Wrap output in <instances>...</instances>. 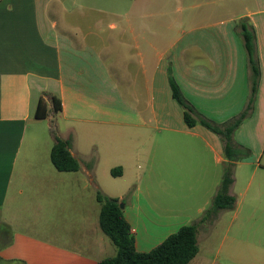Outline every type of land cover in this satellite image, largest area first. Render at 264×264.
<instances>
[{
	"label": "crops",
	"instance_id": "0c3cea01",
	"mask_svg": "<svg viewBox=\"0 0 264 264\" xmlns=\"http://www.w3.org/2000/svg\"><path fill=\"white\" fill-rule=\"evenodd\" d=\"M241 22L259 64L251 110L233 134L248 156L235 163L234 209L199 226L189 264L242 261L248 231L264 230V0H0V221L11 237L0 264L116 256L97 189L124 202L139 252L199 221L221 185L225 143L186 125L169 69L198 116L227 125L252 94ZM42 97L50 113L36 119ZM56 138L78 171L55 168Z\"/></svg>",
	"mask_w": 264,
	"mask_h": 264
},
{
	"label": "trees",
	"instance_id": "16d2710c",
	"mask_svg": "<svg viewBox=\"0 0 264 264\" xmlns=\"http://www.w3.org/2000/svg\"><path fill=\"white\" fill-rule=\"evenodd\" d=\"M240 28L253 75L252 94L247 110L227 125L216 126L198 116L193 107L185 100L178 84L171 76V69H169V83L172 97L184 109V121L186 125L189 128H193L200 124L214 133L221 135L225 143V156L227 161L223 164L222 182L217 194L212 200L210 208L202 214L198 222L181 227L176 233L167 237L153 250L139 252L136 249L135 239L131 234V227L124 217L119 200L109 198L97 189V200L102 203L100 212L101 228L118 248L116 256L105 258L97 264H189L199 251L197 241L199 225L206 221H215L222 211L234 209L236 200L229 194V189L233 184L235 163L247 157L248 151L233 143V134L251 110L259 77L255 35L250 26L245 22L240 23ZM51 101L53 104V112L57 113L62 110V103L58 98L52 97ZM49 113L50 111L47 108L46 100L43 97L40 98L35 118L46 119ZM51 161L60 172H76L80 169L78 160L69 150L68 142L59 138H56V142L51 150ZM120 174V170H112L113 176ZM10 243V227L0 221V247L7 246Z\"/></svg>",
	"mask_w": 264,
	"mask_h": 264
},
{
	"label": "rangeland",
	"instance_id": "374dc122",
	"mask_svg": "<svg viewBox=\"0 0 264 264\" xmlns=\"http://www.w3.org/2000/svg\"><path fill=\"white\" fill-rule=\"evenodd\" d=\"M108 57V56H106ZM56 118L54 117L51 121L52 123L55 125L56 123ZM51 123V122H50ZM51 123V124H52ZM52 124V126H53ZM28 134L29 131H27V135L26 138H28ZM249 195L244 198H242V196L239 198V207L241 208L242 206L245 205L244 202H247L249 199ZM125 199L127 200V196L125 197ZM120 204H124V202H120ZM263 208V206H262ZM212 223V221H206L205 223L200 224L199 226L204 225L205 228H207L209 226V224ZM203 226V227H204ZM253 230L250 229L248 231L249 234V238L245 244L246 248H245V255L242 259V261L237 262L235 259L231 262V264H264V230L263 233L260 236L254 237L253 236ZM257 250V256L253 255V252ZM224 262V260H223ZM222 263V262H221ZM225 263V262H224Z\"/></svg>",
	"mask_w": 264,
	"mask_h": 264
},
{
	"label": "water",
	"instance_id": "95a60500",
	"mask_svg": "<svg viewBox=\"0 0 264 264\" xmlns=\"http://www.w3.org/2000/svg\"><path fill=\"white\" fill-rule=\"evenodd\" d=\"M120 207L123 209L124 208V204H120Z\"/></svg>",
	"mask_w": 264,
	"mask_h": 264
}]
</instances>
